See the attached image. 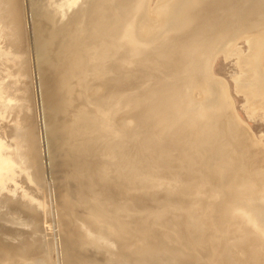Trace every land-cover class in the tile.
Masks as SVG:
<instances>
[{
	"label": "bare ground",
	"instance_id": "obj_1",
	"mask_svg": "<svg viewBox=\"0 0 264 264\" xmlns=\"http://www.w3.org/2000/svg\"><path fill=\"white\" fill-rule=\"evenodd\" d=\"M45 2L70 8L80 0ZM149 2L139 0L131 6L135 16L134 8L142 5L136 20V35L142 42L163 38L169 27L190 25L194 19L204 21L198 28H208V21L214 20L221 26L214 35L213 53L204 51L206 46L189 54L194 64L203 65L194 66L190 72L196 76L186 78L190 94L196 95L194 101L190 98V109L178 107V118L158 128L163 133L177 128L181 132L179 123L188 119L193 125L187 130L195 140L193 145L206 149L200 153L208 155V173L195 172L191 158L179 164L164 163L166 140L158 144L147 140L142 148L130 151L128 142L120 148L126 157L131 153L135 171L144 173L143 179L135 177L132 189L128 174L121 175L125 182L121 186L120 173L111 184L104 180L89 199L83 194L81 198L69 195L66 184L46 189L40 168L51 157L50 147L43 146V129L39 127L38 136L39 130L32 125V102L43 99L48 129L58 132L61 153L68 149L94 154L104 149L115 159L113 135L106 143L111 118L94 101L106 84L94 83L86 95L84 91L99 80L95 77L103 53L112 52L127 31L114 30L113 35L92 42L74 73L66 75L61 71L66 67L65 56L54 57L31 38L32 22L26 24L22 0H0V212L20 223L19 237L32 242L35 251L50 258L55 253L62 264H264V208L256 205L264 204V144L236 114L226 83L212 73L216 55L222 53L229 59L237 53L235 90L251 114L264 112V0H162L167 4L158 8V2L153 9ZM88 8L79 11L80 23L63 32L65 37L87 38L94 31L86 10L92 20L100 16V10L94 2ZM28 10L31 19V3ZM37 17L33 19L36 31L41 24ZM45 18L57 20L49 12L42 21ZM242 40L248 49L245 55L236 47ZM185 43H178V53L169 57L183 61L179 51ZM78 77L81 83L73 86ZM175 77V73L170 75ZM168 91L172 93L169 102L182 106L174 88ZM33 109L40 114L39 107ZM136 117L124 114L115 124L127 132ZM172 142L169 145L177 148ZM79 158V154L67 153L59 164H67L68 170ZM147 200L157 206L149 207Z\"/></svg>",
	"mask_w": 264,
	"mask_h": 264
},
{
	"label": "rangeland",
	"instance_id": "obj_2",
	"mask_svg": "<svg viewBox=\"0 0 264 264\" xmlns=\"http://www.w3.org/2000/svg\"><path fill=\"white\" fill-rule=\"evenodd\" d=\"M63 1L70 3V0ZM93 2L98 5L100 10V16L94 20L90 18V11H87L89 5ZM93 2L80 0L70 8H59L54 6L55 4L47 6L45 0H22V5L27 10L26 24L32 22V26H29L30 30L28 29L31 38L50 51L54 57L65 56L66 67L61 71L66 75L74 73L76 64L85 50L91 48L92 42H100L106 36L113 35L114 30L126 29L127 31L126 36L114 45L112 52L103 53L100 58V69L95 77L99 80L92 82L90 87L84 91V95H86L87 91L95 84L102 83L101 87L103 83L104 86L106 84V87L96 95L94 101L101 104L104 112L107 113L106 115L111 118L112 126L108 129L106 143L111 142L114 137L115 159H111L110 157L113 156L108 154L109 150L104 149H98L94 154H86V152H79V150L72 153L68 149H63L61 153L60 150H57L59 139L56 135L58 132L52 134L48 129L47 107H45L43 99L40 96L42 101L40 99L36 103L32 102V111L29 112L31 122H33L32 125L34 128L36 127L35 131L37 132L40 128L43 129V138L46 142H43V146L50 147V153H48L51 157L46 158L40 168V177L46 185L45 188L66 184L69 195L81 198V194H83V197L89 199L94 195V192L99 191V188L103 186L104 180L111 184L115 181V174L120 173L119 182H121V186L125 183L121 175L128 174V179L131 182L128 188L132 189L135 187V177L143 179L142 174L144 173L139 174V171H135L131 153L129 152L128 157H126L120 152V148H124L127 142L130 151L134 148H142L147 140L150 143L155 141L156 144L166 140L162 144L167 147L166 153L161 156L164 158V163L171 164L174 162L179 164L180 161L186 162L187 158H191L195 172L196 169H199L201 172L204 170L208 173L206 169L208 155L203 153L206 152V149L201 144L197 147L193 145L195 140L191 137V134L187 133V130L192 129L193 125L188 124V119L179 123L178 127L181 132L177 128L174 131L163 133L164 130L162 132L158 128L168 126L178 118V111H180L178 107L190 109L192 103L190 98L194 101L196 95L190 94L192 87H186L188 84L186 78L191 75L196 76L190 72L194 66L203 68V65L199 61L194 64V56L189 57V54H195L206 46H208V50L204 51L213 53L212 49L216 41L214 35H218L216 33L217 29L221 27L218 25L219 21H208V28H198V25L204 24V21L194 19L190 25L169 27L163 38L157 37L146 43L140 41L138 35H136V20L142 5L139 8L138 6L134 8L137 10L135 16L131 14L133 11L131 6L138 5L139 0H94ZM158 2H161L159 4L161 7L158 8H162L168 1L163 4L162 0H150L149 9L157 6ZM30 3L31 11L34 12L31 19L28 17ZM86 8H88L86 10L87 22L92 23L94 31H90L87 38L74 35L65 37L63 32L67 31L68 28L71 31L73 25L78 21L80 23L79 11ZM96 9L97 7H94L92 10ZM48 12L56 16L57 20L55 22L51 18H45L42 21L41 17H45ZM36 14L39 15L36 19L41 20L37 31L33 25ZM123 20L124 23H122ZM180 42H186L180 47L179 52L184 56L181 62H179L177 56L169 57L170 54L178 53L175 49L178 48ZM236 47L239 48L242 55L247 54L248 49L245 41H239ZM186 54L188 57H186ZM236 58L237 53L229 59H224L222 53L216 55L212 73L226 83L236 114L249 127L254 138L256 140L261 139L264 144V112L257 111L251 114V111L247 109L244 97L235 90L233 81L239 75ZM186 59H188L187 64ZM173 73L176 74V77L170 78ZM74 77L76 76L74 75ZM27 81L25 80V82ZM81 81L82 79L78 77L72 85L76 86ZM171 87L182 98V106L178 102H169L170 91L168 89ZM35 106L39 107L40 114L34 113L33 107L35 108ZM42 109H44L43 112ZM185 109L181 112H185ZM124 114L137 115L131 125L132 128L130 127L127 132L120 130L115 124V119ZM161 132L163 134H159ZM40 133L41 130H39L38 136H40ZM112 135L113 137H111ZM46 137L47 140H45ZM170 141L176 143L175 146L178 144V147L174 149V146L169 145ZM200 151L203 152L200 153ZM67 153L81 156L76 162H72L70 168L69 164L68 170L67 164L65 166L59 164ZM175 154L176 158L174 159L172 157ZM167 172L169 173V170ZM205 172L202 174L205 175ZM195 174L198 175V173ZM166 186L164 185V187ZM171 189L175 190L174 187ZM146 205L149 207L157 206L156 203L148 200ZM256 205L264 208V204L257 202ZM22 230L20 223L12 221L8 214L0 212V264H62L55 253L50 258L45 252L38 253L35 251L32 242L19 237Z\"/></svg>",
	"mask_w": 264,
	"mask_h": 264
}]
</instances>
